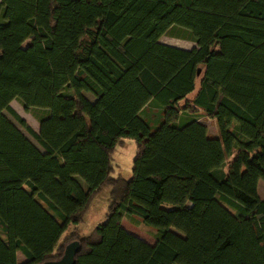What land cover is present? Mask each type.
Returning <instances> with one entry per match:
<instances>
[{"label": "trees", "instance_id": "1", "mask_svg": "<svg viewBox=\"0 0 264 264\" xmlns=\"http://www.w3.org/2000/svg\"><path fill=\"white\" fill-rule=\"evenodd\" d=\"M174 27L197 48L162 43ZM13 101L46 112L39 133ZM127 139L130 179L114 163ZM260 181L264 0L0 1V264L59 260L73 241L76 264H237L232 247L261 264L247 227L264 263ZM108 188L106 223L82 237ZM125 217L156 229V243Z\"/></svg>", "mask_w": 264, "mask_h": 264}, {"label": "rangeland", "instance_id": "2", "mask_svg": "<svg viewBox=\"0 0 264 264\" xmlns=\"http://www.w3.org/2000/svg\"><path fill=\"white\" fill-rule=\"evenodd\" d=\"M1 1V0H0ZM191 34L187 30L174 27L169 33L161 38L163 43L175 45L181 47V49L185 50H193L197 48L196 43L190 40ZM91 101H95V98L91 94L86 95ZM12 108L32 127V129L39 133L40 131V118L43 117L46 112L44 110L32 109L30 111H26L21 103L18 101H13L11 103ZM6 116L17 124L14 119L9 115V113L5 112ZM143 118L145 117L152 126L153 132L159 128L161 125V110L156 106L154 102L149 103V105L142 112ZM144 118V120H146ZM146 120V121H147ZM201 124L205 125L208 128L209 135L213 137H218L217 127L214 122L204 115H199V120ZM160 123V124H159ZM21 131L36 145V141L28 135L19 125H17ZM136 154V143L133 139H127L126 143L117 148L114 153V163L116 166V174L115 176L121 175L124 178L130 179L132 177V168L133 161ZM258 192L261 198L264 199V182L260 181L258 186ZM110 193L111 189H105L102 193L98 194L94 200L92 201L89 211L86 215L85 222L79 227V232L82 237H86L90 235L96 227L106 223L108 217V208L110 205ZM123 227L144 240L149 244H155L157 239V230L153 227L146 226L145 224L139 222L136 219H131L125 217L123 219ZM247 227L250 233V237L254 244L255 250L258 254L259 260L261 264H264L258 250V245L256 243V239L254 233L252 231L250 223H247ZM232 253L235 255L237 264L239 263V251L236 247L231 248ZM20 262L23 258H19Z\"/></svg>", "mask_w": 264, "mask_h": 264}, {"label": "water", "instance_id": "3", "mask_svg": "<svg viewBox=\"0 0 264 264\" xmlns=\"http://www.w3.org/2000/svg\"><path fill=\"white\" fill-rule=\"evenodd\" d=\"M200 74V71L199 73ZM81 252V243L73 241L66 247L65 255L59 260L48 261L44 264H76V256Z\"/></svg>", "mask_w": 264, "mask_h": 264}, {"label": "crops", "instance_id": "4", "mask_svg": "<svg viewBox=\"0 0 264 264\" xmlns=\"http://www.w3.org/2000/svg\"><path fill=\"white\" fill-rule=\"evenodd\" d=\"M161 42H162V41H161ZM162 43H163V42H162ZM164 44H167V43H164ZM167 45L175 46V45H171V44H167ZM175 47L181 48V47H179V46H175ZM19 258H23L22 261H24V257H23L21 254L18 255V259H19ZM19 261H20V259H19ZM22 261H21V262H22Z\"/></svg>", "mask_w": 264, "mask_h": 264}]
</instances>
